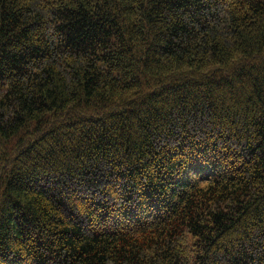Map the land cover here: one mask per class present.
<instances>
[{
  "label": "trees",
  "instance_id": "16d2710c",
  "mask_svg": "<svg viewBox=\"0 0 264 264\" xmlns=\"http://www.w3.org/2000/svg\"><path fill=\"white\" fill-rule=\"evenodd\" d=\"M0 264H264V0H0Z\"/></svg>",
  "mask_w": 264,
  "mask_h": 264
}]
</instances>
